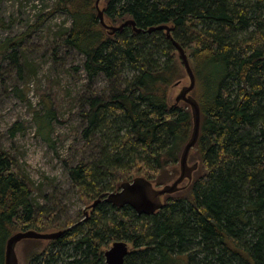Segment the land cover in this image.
<instances>
[{
  "label": "trees",
  "instance_id": "1",
  "mask_svg": "<svg viewBox=\"0 0 264 264\" xmlns=\"http://www.w3.org/2000/svg\"><path fill=\"white\" fill-rule=\"evenodd\" d=\"M97 1L56 0L51 12L70 20L57 34L60 46L84 59L85 136L107 143L97 160L68 169L90 213L57 240H26L27 264H62L63 256L67 264H103L102 248L117 241L133 246L125 264H264V0ZM127 21L144 32L110 31ZM161 26L170 38L148 33ZM24 40L0 45V58L10 52L19 70ZM174 42L196 78L200 135L189 157L197 167L189 186L164 196L156 214L138 215L103 199L137 179L164 187L181 172L194 123L188 104L169 99L170 89L189 79ZM100 77L107 82L102 96L92 89ZM36 192L0 147V264L13 235L63 228Z\"/></svg>",
  "mask_w": 264,
  "mask_h": 264
},
{
  "label": "rangeland",
  "instance_id": "2",
  "mask_svg": "<svg viewBox=\"0 0 264 264\" xmlns=\"http://www.w3.org/2000/svg\"><path fill=\"white\" fill-rule=\"evenodd\" d=\"M55 2L0 0V45L7 39L25 36L21 52L17 48L21 70L7 57L10 52L0 58V147L11 152L23 175L39 190L33 198L63 227L54 233L73 230L90 213L68 169L82 161L97 160L107 147L100 135L85 136L88 125L81 115L85 109L82 100L90 91L83 72L84 59L78 52L61 47L56 39L60 31L70 26V20L64 14H51ZM189 85L186 78L171 88L170 103L174 104ZM92 89L102 96L107 92V82L100 77ZM49 108L53 117L43 129L40 120L46 121ZM195 163L189 157L188 166ZM190 182L187 179L180 188ZM153 187L163 188L155 184ZM127 243L131 253L133 246ZM111 246L112 243L102 248L103 258ZM29 248L26 240L16 245L17 264H27ZM64 258L62 264H67L70 260ZM177 264L188 262L181 259Z\"/></svg>",
  "mask_w": 264,
  "mask_h": 264
},
{
  "label": "water",
  "instance_id": "3",
  "mask_svg": "<svg viewBox=\"0 0 264 264\" xmlns=\"http://www.w3.org/2000/svg\"><path fill=\"white\" fill-rule=\"evenodd\" d=\"M100 0L97 1V6ZM100 22L105 25L103 12L99 11ZM127 26H133L135 31L138 33L144 32L140 29L136 28V24L134 21H127L122 24L120 27H109L112 33H116L121 31ZM155 31H166L167 36L170 38V28L168 26L161 27H153L148 30V33H153ZM174 46L178 50L185 69L187 71L190 85L189 87L184 88L179 96L177 97L176 103L185 102L188 104L192 110L193 114V133L190 141L185 146L180 164L182 168V173L178 179H176L172 184L164 186L162 189L156 190L153 185L143 179L134 180L131 184H125L122 186V191L118 194H111L108 199L105 201L107 203H113L116 206H124L129 205L138 215L152 216L156 212H158L162 206L161 198L166 195H171L176 193L179 190L181 183L185 180H192V175L196 170L197 166L188 167L189 155L196 146L200 134V108L196 99L191 95L196 86V78L195 74L190 66L189 59L184 52V49L176 42H174ZM116 199V200H113ZM118 200V201H117ZM101 203L100 200L96 201L91 207L95 208L96 205ZM67 231H60L51 234H39L36 232L28 231V232H20L13 235L7 244V261L6 264H17V258L15 255V247L22 240L28 239H36V240H57L64 236ZM130 250L129 245L125 241L115 242L113 247L105 253L107 264H125L127 256H129Z\"/></svg>",
  "mask_w": 264,
  "mask_h": 264
},
{
  "label": "bare ground",
  "instance_id": "4",
  "mask_svg": "<svg viewBox=\"0 0 264 264\" xmlns=\"http://www.w3.org/2000/svg\"><path fill=\"white\" fill-rule=\"evenodd\" d=\"M124 24V23H123ZM37 119V118H36ZM200 135V134H199ZM199 139V138H198ZM189 161V160H188ZM189 167V166H188ZM180 170H181V172H180V175H181V173H182V168H181V164H180ZM144 180V179H143ZM187 179H185L181 184H183L185 181H186ZM132 183V182H131ZM131 183H125V184H131ZM125 184H123V185H125ZM122 185V186H123ZM122 186H121V188H120V191H118L117 193H112V194H118V193H120L121 191H122ZM111 194H109L108 195V197L110 196ZM108 197L104 200V202L108 199ZM163 199V197L161 198V200ZM113 200H116V199H113ZM100 201L101 202H103L101 199H100ZM118 201V200H117ZM50 205V204H49ZM124 206H128V207H130L131 208V206H129V205H124ZM124 206H118V207H120V208H122V207H124ZM132 209V208H131ZM157 213V212H156ZM155 213V214H156ZM86 214V213H85ZM86 217H88L89 215H85ZM26 232H28V231H26ZM32 232H34V231H32ZM58 232H60V231H58ZM36 233H38V232H36ZM56 233V232H55ZM67 233H68V230H67ZM39 234H44V233H39ZM34 240H36V239H34ZM41 241H48V240H41ZM117 242H119V241H117ZM20 243V242H19ZM115 242H113L112 243V246L107 250V251H109L112 247H113V244H114ZM106 251V252H107ZM105 252V253H106ZM105 253H104V258H105V262H106V257H105ZM6 261H7V250H6ZM106 264H107V262H106Z\"/></svg>",
  "mask_w": 264,
  "mask_h": 264
},
{
  "label": "flooded vegetation",
  "instance_id": "5",
  "mask_svg": "<svg viewBox=\"0 0 264 264\" xmlns=\"http://www.w3.org/2000/svg\"><path fill=\"white\" fill-rule=\"evenodd\" d=\"M109 195V194H108ZM108 195H106V197L103 199V201L108 197Z\"/></svg>",
  "mask_w": 264,
  "mask_h": 264
}]
</instances>
